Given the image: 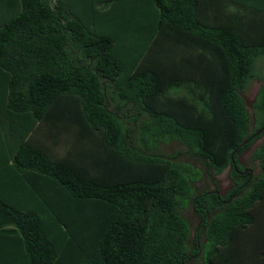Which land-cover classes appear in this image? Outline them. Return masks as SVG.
Segmentation results:
<instances>
[{
    "label": "trees",
    "instance_id": "16d2710c",
    "mask_svg": "<svg viewBox=\"0 0 264 264\" xmlns=\"http://www.w3.org/2000/svg\"><path fill=\"white\" fill-rule=\"evenodd\" d=\"M257 58L264 0H0V264H264Z\"/></svg>",
    "mask_w": 264,
    "mask_h": 264
},
{
    "label": "rangeland",
    "instance_id": "374dc122",
    "mask_svg": "<svg viewBox=\"0 0 264 264\" xmlns=\"http://www.w3.org/2000/svg\"><path fill=\"white\" fill-rule=\"evenodd\" d=\"M263 60L260 58H257L254 62L252 71L253 73H257V75L262 76L264 75V64ZM262 84V81L257 79L256 77H253L249 83L247 84L246 88L242 91H240V96L242 97L245 107L248 110L249 114H251V107H250V102H251V95L253 89L256 87H259ZM174 90V89H172ZM69 135V134H66ZM263 137L257 138L251 146H249L246 150H244L241 155L238 157V161L240 164H242L245 167H250L252 169L253 173H257L259 171L257 167V161L256 160H251L250 156L255 147H258L260 143L262 142ZM52 139H50L47 135H44L41 137V142L43 143L44 147L47 149V151L51 152L50 157L56 156V155H61L63 154V151L65 150L66 146L70 144L71 139L70 136L64 137V139H61L57 142H54ZM55 143V145H53ZM180 148V144H177L173 141H169L166 144L160 145L159 150L162 153H172L176 149ZM213 179L216 180V184L218 189L223 192L226 191L229 187V181L227 180L224 171L220 172L219 174L210 176V175H204L198 182L192 183V187L195 188L196 190L200 189H205V188H213ZM263 203H257L254 205V210L256 209H261ZM264 210V208H262ZM182 216L186 219L188 222V227H189V240L188 242H191L192 236L194 229L197 226L198 218L193 212L192 206L188 204L182 211H181ZM261 218V214H260ZM260 220V219H259ZM263 221V220H262ZM258 222H256L254 225H256Z\"/></svg>",
    "mask_w": 264,
    "mask_h": 264
},
{
    "label": "flooded vegetation",
    "instance_id": "af4514ba",
    "mask_svg": "<svg viewBox=\"0 0 264 264\" xmlns=\"http://www.w3.org/2000/svg\"><path fill=\"white\" fill-rule=\"evenodd\" d=\"M258 89H259V87H256L255 89H253V91H252V95H251V102H250V103H252V102L254 101V98H255V95H256ZM259 137H260V136H259ZM259 137H257V138H259ZM257 138H256V139H257ZM256 139H254V140L251 142V144H252ZM251 144H250V146H251ZM246 169H249V168H246ZM223 171H224V174H225L227 180L229 181V187H228V189H230L231 186H232V182H231V179H230L229 176H228V168L224 169ZM228 189H227V190H228ZM227 190H226V191H227ZM218 191H219L220 195H222L223 193H225V191L221 192L219 189H218Z\"/></svg>",
    "mask_w": 264,
    "mask_h": 264
},
{
    "label": "water",
    "instance_id": "95a60500",
    "mask_svg": "<svg viewBox=\"0 0 264 264\" xmlns=\"http://www.w3.org/2000/svg\"><path fill=\"white\" fill-rule=\"evenodd\" d=\"M264 128V123H263V125H262V127L257 131V132H255L254 134H252L250 137H249V139L250 138H252L254 135H256L260 130H262ZM248 140V139H247ZM247 140H245V142L247 141Z\"/></svg>",
    "mask_w": 264,
    "mask_h": 264
}]
</instances>
